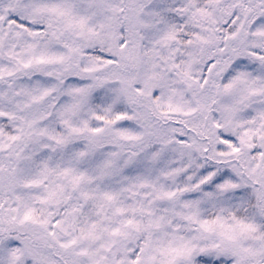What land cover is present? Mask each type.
<instances>
[{"label": "snow or ice", "instance_id": "snow-or-ice-1", "mask_svg": "<svg viewBox=\"0 0 264 264\" xmlns=\"http://www.w3.org/2000/svg\"><path fill=\"white\" fill-rule=\"evenodd\" d=\"M0 264H264V0H0Z\"/></svg>", "mask_w": 264, "mask_h": 264}]
</instances>
